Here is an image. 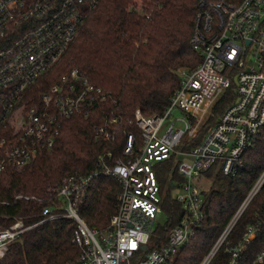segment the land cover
I'll return each mask as SVG.
<instances>
[{"label":"built area","instance_id":"2783aa9c","mask_svg":"<svg viewBox=\"0 0 264 264\" xmlns=\"http://www.w3.org/2000/svg\"><path fill=\"white\" fill-rule=\"evenodd\" d=\"M99 1L0 0V172L21 168L40 150L50 149L59 134L60 119L77 112L87 116L91 106L107 99L108 93L77 68L62 74L39 95L32 90L59 62L76 38L85 12ZM199 7L191 43L201 61L195 68L179 72L178 87L163 112L143 115L136 109L126 119L139 129L140 140L136 144L134 135L126 134L125 159L112 163L111 151L98 155L100 172L119 184L116 212L107 227H90L80 215L96 172L72 173L62 179L55 194L62 204L43 208V216L36 222L25 224L18 219L0 229V258L21 234L60 216L75 223L72 240L80 249L76 261L61 264H165L195 235L203 218L199 182L203 173L215 165L224 175L236 174L243 152L264 137V0H199ZM232 83L235 101L217 123L197 146L179 147L185 139L193 140L214 103ZM121 120L118 115L105 114L95 138L112 141ZM186 156L191 160H184ZM171 157L172 166L185 178L173 194L185 214L164 243L148 249L159 223L157 215L162 213L155 165ZM263 185L264 169L200 264H210L221 250L225 264H264V207L235 233ZM254 242L258 244L253 247Z\"/></svg>","mask_w":264,"mask_h":264},{"label":"trees","instance_id":"16d2710c","mask_svg":"<svg viewBox=\"0 0 264 264\" xmlns=\"http://www.w3.org/2000/svg\"><path fill=\"white\" fill-rule=\"evenodd\" d=\"M199 11V0H100L95 8L85 12L76 38L59 62L31 88L33 94L39 95L62 74L77 68L108 97L91 106L87 116L77 112L60 119L59 134L52 147L40 150L29 164L0 172V229L18 219L25 224L40 220L43 208L63 203L55 194L65 176L94 172L80 205V215L90 227H107L116 212L119 184L100 172L98 155L111 151L112 163L125 159L122 151L126 134L131 132L136 144L140 140L139 129L127 124L126 119L132 118L136 109L143 115L163 112L178 87L179 72L191 70L201 61L199 51L191 43ZM235 98L232 83L214 103L193 140L185 139L179 147L197 146ZM107 113L122 119L112 141L95 138V130ZM172 164L173 157L155 165L165 219L153 229L148 249L164 243L185 214L173 197V190L185 178ZM263 169L264 137H260L243 152L236 174L224 175L215 165L205 171L199 180L203 188V218L195 235L165 264H200ZM263 207L264 185L235 233L254 220V213ZM75 229V223L66 217L47 219L11 242L0 264L74 262L80 256V249L72 240ZM257 244L254 242L253 247ZM210 264H225L222 250Z\"/></svg>","mask_w":264,"mask_h":264},{"label":"rangeland","instance_id":"374dc122","mask_svg":"<svg viewBox=\"0 0 264 264\" xmlns=\"http://www.w3.org/2000/svg\"><path fill=\"white\" fill-rule=\"evenodd\" d=\"M177 114L180 115L181 113L178 111ZM205 120H206V119H205ZM183 159H184V160H188V161L191 160V158L188 157V156L183 157ZM174 193H177V190H173V194H174ZM157 218H158L159 223L163 222L164 219H165L163 213H159V214L157 215Z\"/></svg>","mask_w":264,"mask_h":264}]
</instances>
